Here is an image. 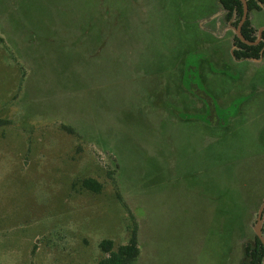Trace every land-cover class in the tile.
Segmentation results:
<instances>
[{
    "label": "rangeland",
    "instance_id": "374dc122",
    "mask_svg": "<svg viewBox=\"0 0 264 264\" xmlns=\"http://www.w3.org/2000/svg\"><path fill=\"white\" fill-rule=\"evenodd\" d=\"M234 20L218 0H0V264H97L134 224V264H240L264 195V55L232 57ZM185 57L231 114L184 89Z\"/></svg>",
    "mask_w": 264,
    "mask_h": 264
},
{
    "label": "trees",
    "instance_id": "16d2710c",
    "mask_svg": "<svg viewBox=\"0 0 264 264\" xmlns=\"http://www.w3.org/2000/svg\"><path fill=\"white\" fill-rule=\"evenodd\" d=\"M221 8L225 12V19H229L234 15L235 20L233 25H236L242 15V2L240 0H218ZM248 13L252 10H260L264 7V0H246ZM242 35L252 41L256 38V30L252 27L249 16L247 15L245 21L241 26ZM262 40L255 45H247L240 41L235 34H233V44L235 48L232 51V57L237 59L242 58H258L260 50L264 45V30L261 34ZM264 53V50H263ZM199 60L192 57H185V64L183 65V74L181 76V83L184 89L193 94L197 100L203 104L205 112H212V117L224 116L231 112L227 109H220L214 97L203 86L200 81L199 74ZM4 122L0 120V123ZM82 186L93 192H99L101 184L93 178H85L82 180ZM261 232L264 237V219L261 225ZM99 248L102 251V257L97 264H134L139 253L136 225L132 226L128 240L125 244L117 245L114 248L111 239H103L99 242ZM264 257V247L260 239L254 234L252 240L244 242L243 245V259L240 264H261Z\"/></svg>",
    "mask_w": 264,
    "mask_h": 264
},
{
    "label": "water",
    "instance_id": "95a60500",
    "mask_svg": "<svg viewBox=\"0 0 264 264\" xmlns=\"http://www.w3.org/2000/svg\"><path fill=\"white\" fill-rule=\"evenodd\" d=\"M242 2V15H241V18L239 19L238 23L235 25V26H231L232 30L234 31L236 37L242 41L243 43L247 44V45H255L257 44L260 40H261V34H262V31L264 30V26L262 27H259L257 29V32H256V38L252 41L246 39L242 33H241V26L243 24V22L245 21L246 17H247V12H248V9H247V3H246V0H240ZM234 15H232L233 17ZM235 47V46H233ZM262 56V49L260 50V56L259 58ZM259 58H252L254 60H258ZM264 219V195H263V198H262V201L257 209V215H256V221H255V224L253 226V231L255 233V235L260 239L261 243L263 244V247H264V237H263V234L261 232V225H262V221ZM261 264H264V257L262 259V262Z\"/></svg>",
    "mask_w": 264,
    "mask_h": 264
},
{
    "label": "crops",
    "instance_id": "0c3cea01",
    "mask_svg": "<svg viewBox=\"0 0 264 264\" xmlns=\"http://www.w3.org/2000/svg\"><path fill=\"white\" fill-rule=\"evenodd\" d=\"M252 11H253V10H252ZM252 11H250V12L248 13V16H249V20H250V21H251V19H250V13H251ZM255 12H256V11H255ZM255 12H254V13H255ZM253 16H254V15H253ZM253 24H254L253 21H251V25H252V27H254ZM263 26H264V25H263ZM261 27H262V26H261ZM258 28H259V27H258ZM258 28H257V29H258ZM257 29H256V30H257ZM263 55H264V54H262V56H263ZM262 56H261L258 60L262 59ZM249 59H250L251 61H252V60H253V61H256V60H254V59H252V58H242V59H238V60H249Z\"/></svg>",
    "mask_w": 264,
    "mask_h": 264
},
{
    "label": "flooded vegetation",
    "instance_id": "af4514ba",
    "mask_svg": "<svg viewBox=\"0 0 264 264\" xmlns=\"http://www.w3.org/2000/svg\"><path fill=\"white\" fill-rule=\"evenodd\" d=\"M262 8H263V7H262ZM247 15H248V12H247ZM212 17H213V16H208V18H207V19H211ZM231 17H232V16H231ZM212 26H213L212 28H216V25H215V23H213V25H212ZM232 32H233V34H235L233 30H232ZM256 32H257V30H256ZM211 33H213V32H211ZM261 40H262V38H261ZM261 40H260V41H261ZM260 41H259V42H260ZM259 42H258V43H259ZM258 43H257V44H258ZM233 46H235V45L233 44ZM261 49H262V54H263L264 45L262 46V48H261ZM259 56H260V55H259ZM258 58H259V57H258Z\"/></svg>",
    "mask_w": 264,
    "mask_h": 264
}]
</instances>
